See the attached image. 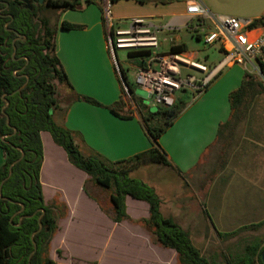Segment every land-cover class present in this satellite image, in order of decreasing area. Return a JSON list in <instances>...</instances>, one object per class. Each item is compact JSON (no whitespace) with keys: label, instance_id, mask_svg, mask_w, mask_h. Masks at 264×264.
Here are the masks:
<instances>
[{"label":"trees","instance_id":"1","mask_svg":"<svg viewBox=\"0 0 264 264\" xmlns=\"http://www.w3.org/2000/svg\"><path fill=\"white\" fill-rule=\"evenodd\" d=\"M1 1L8 3L4 10H1L4 8ZM82 1L85 6L92 3L91 0H45L43 5L30 11L18 0H0V151L4 156V163L0 166V185L3 182L0 190V264H55L49 257L50 243L58 230L55 209L59 203L63 217L66 206L58 201L44 204L40 183L43 162L41 132L50 134L53 142L65 151L71 165L84 172L97 187L110 192L113 222L129 220L126 197L146 203L148 218L143 220L144 225L156 244L174 251L178 264H263L261 254L264 247L257 241L247 244L242 253L226 262L209 261L192 244L188 231L173 218L161 214V201L155 190L130 176L131 170L137 169L139 163L170 165L158 139L183 111L185 104L182 101L178 100L170 108L157 107L153 113L143 112L125 70L117 61L127 85L126 90L121 86L122 95L134 102L151 145L146 152L117 162L108 161L95 152L83 154L76 142L77 134L53 120L52 114L60 105L58 86L70 87V84L55 52L56 29H51L45 19L37 16L45 8L77 10ZM117 1L110 0V3ZM136 1L166 4L172 0ZM101 19L106 33L103 15ZM61 28L79 30L83 26L62 22ZM17 35L21 37L16 39ZM170 51L185 52L187 48L172 45ZM127 56L143 65L149 52H130ZM260 72L264 78V64H261ZM27 78V85L18 91ZM256 78L244 72L240 86L229 94L230 118L219 126L217 139L226 130L231 136L247 111L256 87H263ZM75 100L116 113L122 112L126 105L123 98L109 106L79 95H75ZM39 224L42 229L37 232Z\"/></svg>","mask_w":264,"mask_h":264},{"label":"crops","instance_id":"2","mask_svg":"<svg viewBox=\"0 0 264 264\" xmlns=\"http://www.w3.org/2000/svg\"><path fill=\"white\" fill-rule=\"evenodd\" d=\"M91 2L80 10L58 11V18L54 24L55 52L71 88L66 85L58 86L60 105L52 117L57 124L77 134L76 142L83 154L95 152L108 161L117 162L144 153L151 145L134 102L128 96L122 95L118 64L110 54L107 35L102 25V0ZM202 2L206 9L215 15L251 20L264 16V0H202ZM123 13L131 15L132 18H146L159 24L164 17H170L166 25L169 23L182 25L185 21V4L182 0H172L166 4L119 0L112 5L113 20L115 22L127 20ZM62 22L80 25L83 28L64 30L61 28ZM192 39L199 42L195 37ZM176 40L175 46L184 45L187 48L182 36ZM186 52L212 65L207 61V55L203 58L198 57L197 53L188 52V48ZM244 72L241 66L233 65L227 68L226 72H221L197 98L191 100L188 96L183 111L158 139V144L170 163L164 167L174 172L179 179L190 175L200 164L204 154L215 144L219 126L230 118L228 96L240 86ZM75 95L94 99L104 106L112 105L123 98L126 105L122 112L116 113L75 100ZM179 100L182 101V97H179ZM40 137L43 146L40 183L44 204L51 205L58 201L66 206L64 216L57 222L58 230L51 240V246L58 241L59 246L56 248L69 257L60 246L63 244L67 228L79 220L77 215L82 207L107 220L114 231L123 225H129L130 220L148 218L146 203L126 197V214L129 220L113 222L111 204L110 210L106 213L98 200L86 192L85 186L90 181L89 177L69 163L65 151L53 142L48 132H41ZM3 163L4 156L0 151V166ZM136 179L145 181L139 177ZM255 186L259 190L258 193L264 194V182L258 183V186L255 183ZM150 187L156 192L154 185ZM157 192L163 215L164 200ZM130 203L132 206H129ZM177 207L175 205L174 209ZM112 238L110 235L109 241ZM60 260L68 261L64 258ZM54 262L58 264L57 261Z\"/></svg>","mask_w":264,"mask_h":264},{"label":"rangeland","instance_id":"3","mask_svg":"<svg viewBox=\"0 0 264 264\" xmlns=\"http://www.w3.org/2000/svg\"><path fill=\"white\" fill-rule=\"evenodd\" d=\"M84 6L83 1L80 2L77 10ZM123 17L132 18L129 14ZM37 18L45 19L52 29L58 11L45 8ZM169 19L164 17L160 24H155L164 27ZM126 26L122 25V28ZM181 36L188 52L197 53L201 58L207 55V61L212 65L222 59L216 46L208 47L203 42H196L185 29L159 31V51L168 52ZM115 57L125 70L127 81L132 85L143 112H155L157 107L148 93L134 81V68L141 62L129 58L125 50L116 51ZM226 71L227 68L222 72ZM251 74L263 87H256L247 111L235 125L231 136L226 130L190 175L181 180L170 169L149 162L139 163L137 169L130 172L131 177H139L145 180L146 185L156 187V192L164 200L163 216L173 218L188 231L192 244L209 261L226 262L254 241L264 247V194L258 193V188L254 187L255 183L258 186V183L264 182V78L260 71ZM178 96L182 97L183 103L189 98L185 94ZM85 189L98 200L104 212L110 210L109 191L97 187L92 181L86 184ZM175 205L178 206L176 209ZM57 207L55 217L58 222L62 218V209L59 203ZM78 212L79 220L67 228L60 246L69 257L56 248L58 241L53 246L50 243V258L58 264H178L174 251L162 248L153 241L144 219L130 220L129 225L114 231L111 223L93 211L82 207ZM110 235L113 237L111 241ZM60 258L68 261H59Z\"/></svg>","mask_w":264,"mask_h":264},{"label":"built area","instance_id":"4","mask_svg":"<svg viewBox=\"0 0 264 264\" xmlns=\"http://www.w3.org/2000/svg\"><path fill=\"white\" fill-rule=\"evenodd\" d=\"M185 21L162 27L146 18L115 22L110 0H102L108 49L114 60L118 50L127 53L148 51L143 65L135 67L134 81L145 90L156 107L170 108L185 94L194 100L204 93L215 78L233 65L245 72L260 71L264 64V16L251 20L210 13L202 0H183ZM121 24H126L122 28ZM185 28L205 46H216L222 59L208 65L185 52L159 51V31ZM166 42V40H164ZM169 42H172L169 40Z\"/></svg>","mask_w":264,"mask_h":264},{"label":"water","instance_id":"5","mask_svg":"<svg viewBox=\"0 0 264 264\" xmlns=\"http://www.w3.org/2000/svg\"><path fill=\"white\" fill-rule=\"evenodd\" d=\"M24 2H27V1H24ZM39 2L42 3V0H39ZM5 7H6V8L8 7V3L5 4ZM25 9H28V10H29V9H31V8H30L29 6H25ZM20 37H21L20 35H17V38H16V39H19ZM14 41H15V40H14ZM14 41H13V43H14ZM14 53H15V48H14ZM115 62H116V64H118V63H117V60H115ZM117 68H118V74H119V77H120V81H121L122 85L124 86V88L127 89V85H126V83H125V79L123 78L122 73L120 72L118 66H117ZM27 83H28V78L26 79L25 84H24V85H23L18 91H20L22 88H24V87L27 85ZM11 167H12V166H11ZM10 174H11V171H10ZM2 184H3V182H2L1 185H0V190H1ZM41 229H42V225L39 224V229H38L37 232H39ZM37 232H36V233H37ZM33 245H34V252H35V250H36V244L34 243ZM261 261H262V263L264 264V251H263L262 254H261Z\"/></svg>","mask_w":264,"mask_h":264},{"label":"flooded vegetation","instance_id":"6","mask_svg":"<svg viewBox=\"0 0 264 264\" xmlns=\"http://www.w3.org/2000/svg\"><path fill=\"white\" fill-rule=\"evenodd\" d=\"M24 1H27V2H24ZM18 2L21 4L23 8H25V6H29L31 8L29 10L31 11L34 7H39L43 5L45 0H42V3H40L39 0H18ZM1 3L4 5V8H2L1 10H4L6 8L5 7L6 2L1 1Z\"/></svg>","mask_w":264,"mask_h":264}]
</instances>
